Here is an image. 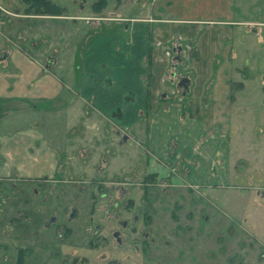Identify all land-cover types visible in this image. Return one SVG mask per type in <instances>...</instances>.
<instances>
[{
  "label": "rangeland",
  "instance_id": "1",
  "mask_svg": "<svg viewBox=\"0 0 264 264\" xmlns=\"http://www.w3.org/2000/svg\"><path fill=\"white\" fill-rule=\"evenodd\" d=\"M50 1L59 15L38 12L34 0H0V62L9 50L24 49L41 61L36 75L56 76L69 100L77 95L67 87L77 90L82 81L81 94L93 86L99 90L102 77L124 90L126 62L117 51L127 47L130 64L136 65L125 29L136 28L141 3L149 17L158 15L155 0H106L104 6L100 0ZM235 9L236 20L264 19V0H236ZM254 35L250 47L264 53V33ZM109 37L120 40L112 52L115 60L102 59L99 69H87L88 56L94 48L102 50ZM197 37L178 36L164 46L170 66L161 92L168 93L165 98L161 93L154 106L147 102L139 118L141 132L130 116L133 108L125 118H93L94 127L77 110L64 117L63 132L57 134L61 144L58 139L52 144L62 147L55 162L8 165L0 181V264H264V85L259 80L264 60L249 69L246 84L232 83L238 121L237 109H223L218 116L206 107L214 104L210 100L202 102L207 114L199 115L192 111V94L179 85L184 77L199 75ZM240 37L247 49L248 37ZM49 58L55 59L51 66ZM208 70L213 79L214 69ZM242 71L233 79L245 81L247 68ZM22 75L0 65V76ZM146 77L150 81L152 74ZM38 83L28 86L32 93ZM213 87L212 81L208 92ZM14 96L0 98V111L11 110H5L9 100L2 98ZM92 96L98 100L95 91ZM15 100L24 104L17 110L28 108V96ZM35 137L30 138L37 148Z\"/></svg>",
  "mask_w": 264,
  "mask_h": 264
},
{
  "label": "crops",
  "instance_id": "2",
  "mask_svg": "<svg viewBox=\"0 0 264 264\" xmlns=\"http://www.w3.org/2000/svg\"><path fill=\"white\" fill-rule=\"evenodd\" d=\"M235 2L236 0H155L153 10L157 11L158 15L154 17H149L150 15L148 16L144 12L143 3L140 2L139 13L134 18L136 28L133 31L125 29L126 33L129 32V39L133 41V59L136 60V65L130 64L129 54L131 55V53L126 50L127 47L122 48L124 51H120L118 37H109L108 41L104 40L105 45L102 50L99 47H97L98 50L94 48L90 54L91 56H88L87 69H99L98 66L101 64L102 59L111 63L112 58H115L112 52L115 53L117 51L115 48L118 46L120 49L117 52L121 53L123 60L126 62L125 75L120 81L124 86V90L111 87L108 80L112 78L108 76L107 78H101L100 85L102 87L99 90L93 86L86 89L87 92L82 94L81 91L84 88H81V91L79 90L82 81L78 84L77 90L70 88L67 83L66 86H69L67 90L75 91L77 96L72 100L66 99V96H64L66 91L63 90L60 80L56 76L54 78H41L36 75L41 66V61L30 57L24 49L14 50L15 52L5 50L8 53L2 55L1 60L3 62H0V65L7 69L12 67L22 70L23 75L18 78L0 76V98L9 95L13 97L17 94L14 99L2 98L3 101L9 100L4 104L5 110H11L0 111L2 113V115L0 114V181H4L5 176L2 173H4V170L9 171L8 165L34 164L37 161L41 163L43 159L45 163L48 160L55 162L54 160L58 158L62 147H53L52 144L54 146L59 142L61 144L60 137H57V134H62L64 119L69 116V112L74 114V111L80 110L77 116L89 117L91 122H88V125L94 127L96 124L95 118H99L98 120L101 116L112 118L122 116L125 118L128 108L130 110L133 108L134 114H130V116L135 117L136 129L141 132L143 128L142 123L139 124V118L147 109V102L154 106L159 96L164 94L165 98L168 93L166 91L161 92L168 85L165 84V76L170 66L169 58L163 55V48L170 40H174L178 36L192 37L195 35L198 36L197 40L199 41L198 50L201 57L199 61L195 62L197 63L195 67L199 69V75L194 80L190 78L187 89L192 94L193 100L196 101V103H193L192 111L197 110L199 115L205 116L207 113L202 112L204 111L202 102L210 100L214 104L206 107L213 110L215 115L221 116L223 109H227L229 113L235 112L236 109L238 112L239 107L233 109L237 99L233 93L232 83L238 82L240 86L244 85L248 79L249 69L254 70L255 63L263 62L264 53L261 52V48L256 51L250 47V44H254V34L259 35L261 38L264 33L262 28L264 27V19L263 17L256 18L253 16L241 17L236 20ZM235 26H243L244 28L241 30L235 28ZM241 34L242 40L248 37L245 45L247 49H244L243 42L239 40ZM225 39L231 40L230 44L224 41ZM127 44L128 42L126 46ZM54 48L56 52H62L63 50L56 44ZM179 50H181L180 47ZM244 50L249 55H243ZM13 53L15 54L13 55ZM250 54L253 57L252 61L246 58ZM177 58L179 57L177 56ZM10 61L12 62L10 63ZM243 68H247L245 81L234 80V73L243 72ZM207 69H209L208 72L214 69L213 79H211L209 73L208 77L206 76ZM111 70L112 68L108 71L110 76L113 75V70ZM202 72L205 74L204 77H200ZM149 73L152 74L150 81L146 77V74ZM91 79L93 78L88 77L87 81H91ZM33 80L40 82L38 83L37 93H32V89L28 88ZM259 80L264 85V77ZM212 81L214 87L211 92H208V86L211 85ZM70 84H73V82ZM86 84L89 87L91 85L89 82H86ZM94 91L97 101L92 96ZM120 91L122 92L120 93ZM130 92H133L134 99L129 101V96L132 95ZM22 96L30 98L28 102H25L28 108L23 109V111L21 109L17 110L16 105L23 107L24 104H21V101L16 103L17 100H15ZM91 98H93L92 103H94L95 108L90 104ZM36 100H38L37 105H32ZM10 101L11 103H9ZM42 101H51V105L41 104ZM32 106L33 108L29 109ZM235 115L238 121L239 112ZM36 120L38 126L33 128ZM116 122L120 121L116 120ZM124 125H126L125 122ZM32 129L39 135L37 148H34L35 142L31 143V138H36V134L31 133ZM57 139L59 142H56Z\"/></svg>",
  "mask_w": 264,
  "mask_h": 264
},
{
  "label": "trees",
  "instance_id": "3",
  "mask_svg": "<svg viewBox=\"0 0 264 264\" xmlns=\"http://www.w3.org/2000/svg\"><path fill=\"white\" fill-rule=\"evenodd\" d=\"M106 0H100V2H98V4H101L102 6H104L106 4L105 2ZM35 4H36V8L38 12H42L45 11L46 13H49L51 15H59L60 13V9L59 7H57L55 4H53L50 0H34ZM44 8H46V10H43ZM22 251V250H21ZM21 256V263H22V255Z\"/></svg>",
  "mask_w": 264,
  "mask_h": 264
},
{
  "label": "water",
  "instance_id": "4",
  "mask_svg": "<svg viewBox=\"0 0 264 264\" xmlns=\"http://www.w3.org/2000/svg\"><path fill=\"white\" fill-rule=\"evenodd\" d=\"M54 62H55V59L54 58H50L48 60V64L47 65L51 66L52 64H54ZM189 84H190V78L189 77H184L183 79L180 80L179 85L184 87V93H186V91H187V89L189 87ZM125 139H126V137H125Z\"/></svg>",
  "mask_w": 264,
  "mask_h": 264
},
{
  "label": "flooded vegetation",
  "instance_id": "5",
  "mask_svg": "<svg viewBox=\"0 0 264 264\" xmlns=\"http://www.w3.org/2000/svg\"><path fill=\"white\" fill-rule=\"evenodd\" d=\"M126 224V223H125ZM117 235V233H115Z\"/></svg>",
  "mask_w": 264,
  "mask_h": 264
}]
</instances>
